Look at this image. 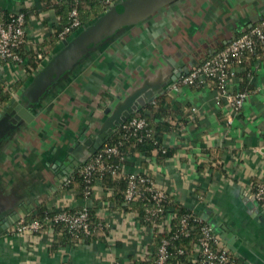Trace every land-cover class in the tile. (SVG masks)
<instances>
[{"label": "crops", "instance_id": "crops-1", "mask_svg": "<svg viewBox=\"0 0 264 264\" xmlns=\"http://www.w3.org/2000/svg\"><path fill=\"white\" fill-rule=\"evenodd\" d=\"M18 11L26 17L23 55L56 37L55 50L49 52L45 66L63 47L64 41L55 32L69 23V0H0L1 16ZM263 18L264 0H174L148 19L123 27L100 42L34 102L25 93L35 75L11 60L0 63L1 81L8 85L24 81L0 114L16 110L13 104L32 114L29 120L20 117L0 138V228L10 224L8 229L19 218H26L39 204L49 209L90 205L85 197L78 198L62 185L64 175L59 171L72 172L88 158L89 148H77L90 138H99L102 124L108 120L106 110L118 99L135 96L148 105L152 102L147 96H155V101L166 93L183 112L191 106L185 126L164 136V145L174 151L172 156L150 160L136 153L127 160L125 174H150L171 193L174 203L195 211L216 235L231 241L235 252L229 251L240 262L264 264V208L251 197L253 183L264 180V53L254 64L251 90L237 112L228 99L217 100L213 88L184 87L176 94L167 92L176 73L183 75L185 70L202 65ZM96 186L100 195L91 207L106 217L112 229L106 228L93 242L55 253L49 252L54 237L51 232L44 230L29 238L2 230L0 264L131 260L136 248L125 242L124 233L129 227L136 231L142 224L141 214L124 202L128 209L118 211L125 216L122 222L117 221L110 203L115 191L99 182ZM154 255L150 253L146 263Z\"/></svg>", "mask_w": 264, "mask_h": 264}, {"label": "built area", "instance_id": "built-area-1", "mask_svg": "<svg viewBox=\"0 0 264 264\" xmlns=\"http://www.w3.org/2000/svg\"><path fill=\"white\" fill-rule=\"evenodd\" d=\"M86 0H70L71 9L69 12V23L60 32L59 37L65 41L75 32L82 28L80 20L79 6ZM125 0H101L104 7L109 9ZM26 17L21 11L13 14V19L7 24L0 22V58L9 59L18 66L24 65L23 58L18 54L17 50L23 49L26 44L25 32ZM259 44H264V20L259 27L252 28L249 31L244 30L242 34L231 40L222 51L213 54L212 58L204 62L202 65L194 67L187 75L181 77L176 82L169 85L168 93L176 94L184 87H192L201 85L206 88H213L216 91V98L228 99L230 108L237 112L245 104L248 94L247 92H237L234 90L235 76L239 70V64L242 62V56L245 51L253 52ZM36 68L33 72H38L44 67L48 56L44 57L37 48H34L32 54L27 56ZM235 61L233 64L231 62ZM212 81H216V86L212 85ZM219 103V102H218ZM148 124L144 119L133 118L124 124V130L130 136L142 140L143 133H148ZM166 148V146H165ZM119 157L120 160L127 161L130 156L121 153L116 146L103 145L95 154L88 156L83 166L80 168V174L86 182L85 198L90 201V205H84L79 209H68L54 213L47 218L46 223L54 222L62 224L67 229L69 235L74 239L80 237H95L104 233L106 228L112 229L113 226L106 224L102 214L95 212L98 221L91 219V203L99 197L100 192L94 184V175L110 174L111 177L119 178L125 175V164L112 166L107 164L104 157ZM120 161V162H121ZM129 177L128 186L124 194L125 204L142 203L144 212L140 215L142 224L137 225L136 231L129 227L125 235V242L136 248L135 256L139 261L148 260L150 252L148 245L155 230L160 232L168 230L172 221L179 218L178 230L170 237L163 238L155 255L152 264H171L170 247L174 241L179 238H189L195 229V225L200 227L199 236L196 239L194 247L190 255V264H244L231 254L228 248L221 242L216 235L213 227L202 219L195 211L190 210L180 217H177L175 211L167 209V205L171 200V193L165 188L157 184L153 176L146 172H138L127 175ZM69 179L64 177L62 185L67 186ZM251 197L253 200L264 208V180L259 181L251 187ZM124 213L117 212L115 219L122 222ZM44 223L39 220L28 221L24 217L7 229V234L16 237L29 238L39 236L44 228ZM131 229V230H130ZM170 230V229H169ZM52 234V233H51ZM182 249L178 250V255H183ZM135 259V260H136ZM114 264H131L129 261L118 259Z\"/></svg>", "mask_w": 264, "mask_h": 264}, {"label": "trees", "instance_id": "trees-1", "mask_svg": "<svg viewBox=\"0 0 264 264\" xmlns=\"http://www.w3.org/2000/svg\"><path fill=\"white\" fill-rule=\"evenodd\" d=\"M69 6L71 9L70 0H69ZM103 7L104 5L101 2V0H86L83 4L79 6L81 23L85 25L87 22H89V20L92 21L93 19L99 18L103 14V12L107 10V8H103ZM12 19H13V14L11 13L4 12L2 16L0 14L1 23L7 24ZM263 20L264 18L261 21H259L257 24L253 25L251 28H247L246 31H249L255 27H259ZM84 28L85 27L75 32V34L82 31ZM56 29L57 30L55 33L57 35L63 31V30L59 31L60 29H62L61 25L58 26ZM241 34L242 32L238 36H240ZM55 39L56 37L54 36L53 38L54 41L44 43L40 45V47H38L39 52L44 57L48 56L51 50L53 49L55 50L56 47ZM226 46L224 48H226ZM223 49H221L220 51H222ZM17 52L23 58L24 60L23 66L28 74H32V75L34 74L36 76L43 69L42 68L38 72H33L34 69L36 68V65H34V63L31 60H28L27 57L31 55L32 52L25 55H23L22 49L17 50ZM263 53H264V44H259L256 50H254L253 52L245 51L243 53L242 62L239 64V67L242 68V70L238 72L235 76V83L237 84L236 85L237 92H247V93L250 92L252 86L249 84L250 83L249 79H251V77L255 73L253 68L256 60L261 58ZM212 55L207 60L211 59ZM7 61H9V59L4 60L0 58V63L5 64V62ZM234 62L235 61L231 63L233 64ZM23 82L24 81H20L14 83L13 85H8L6 81L0 80V111L9 104L11 100V95L14 93L15 90L19 89V87L23 84ZM212 85L216 86V81L215 82L212 81ZM192 87L203 88L201 85L198 86L194 85ZM186 108L188 110L183 112L182 107L180 106L179 103L173 102L172 98L168 94L166 93L162 94L159 97H157V99L154 102L144 106L143 108H140L138 111H135L133 114H131L130 118L126 122L116 126L114 130L109 135H107V137L104 140V144L105 145L108 144L110 146H116L120 149L121 153L130 157L138 153L142 156V158H149L150 160L154 158L156 159L169 158L172 156L174 151L170 150V148L168 147L165 148L164 136L168 133H172L175 131L178 132L180 131V129L183 128V126H185L187 122V117H190L191 114V106L188 105ZM133 118L144 119L148 124L147 129L149 130V132L148 133L144 132L143 133L144 137L140 141L137 140L136 137L130 136L129 133H127L123 128L124 124L128 123V121ZM104 160L106 161L107 164H110L112 166H117L118 164L126 165L128 163L127 161L122 162L119 157L108 158L106 156L104 157ZM83 164L84 163L73 167L74 170L72 172H63L61 170L59 171V174L64 175L63 177H67L69 179L67 188L69 190H73L78 198H83L85 196V191H86V182L83 176H81L80 174V168L83 166ZM140 164L142 166L145 165V161H141ZM94 176H95L94 177L95 185L99 182L101 185H103V187L110 188L115 191L116 197L114 198V200H112V202H110L111 209L112 210L115 209L114 212H118L120 211V209L123 208L128 209V206L130 207V204H128V206H124V194L129 182V177L127 176V174H125L124 176H120L119 178L111 177L110 174H106V175L95 174ZM255 184H257V182L254 183V185ZM131 205L134 206L135 209L138 210L141 215L143 214L144 205L142 203L136 202ZM68 209H69L68 207H64V206H60V207L55 206L54 208L49 209V207H47L45 204H39L35 208V210L29 213L25 218L28 221H33V220L41 221L45 225L44 226L45 232H51L54 235V237L52 238L51 246L49 247L50 253H55L59 251L60 248H64L67 246H71V247L77 246L82 243H90L98 239L95 237H89V238L80 237L79 239L77 238L74 239L69 235L67 229L62 224L59 225V224H55L54 222L46 223L47 218L53 215L54 213ZM167 209L175 211L177 213V217H180L190 212V210H187L174 202H170L167 205ZM90 212H91L92 221L93 222L98 221L96 214H94L95 211L91 209ZM194 225H195V229L189 238L181 237L178 240L174 241L173 244L171 245L170 247L171 264H190L189 261L190 255L194 247V244L196 242V239L200 234L199 233L200 227L197 226L196 224ZM178 226H179V218H176L174 221H172L171 226L169 228L170 230L166 229L162 232H160L159 230H155L147 248L148 252H150L151 254L153 252L156 255L161 240L163 238L170 237L174 232L178 230ZM180 249L184 251L183 255H178V250ZM155 255L153 256V258L150 257L152 259L148 263H146V261L145 262L139 261L138 259H136L135 255L131 257L130 262L131 264H152L155 259Z\"/></svg>", "mask_w": 264, "mask_h": 264}, {"label": "water", "instance_id": "water-1", "mask_svg": "<svg viewBox=\"0 0 264 264\" xmlns=\"http://www.w3.org/2000/svg\"><path fill=\"white\" fill-rule=\"evenodd\" d=\"M172 1L174 0H125L110 7L104 14L93 21L92 24L63 42V47L34 77L25 96H27L31 102L38 100L37 97L42 96L54 82L65 74V72L75 69L90 51L95 50L98 47V43L110 38L123 27L148 19L151 15ZM188 73V70H185L183 75L181 73H176L175 76L172 77L173 83ZM147 99L149 103L153 102L155 96H147ZM145 105L146 100L140 97L131 96L129 99H118L114 106L106 110V114L109 116L106 123L102 124V134L99 138L88 139L77 148V151H81L83 148H89V155L95 154L101 149L104 145L105 138L116 126L126 122L131 114ZM13 106L16 110L0 114V138L5 135V131H7L8 128H11L12 124H16L17 121H20V117H23L25 120H29V118L32 117V114H30L27 109H21V106L18 104H13ZM17 111L19 115L16 114ZM85 161L83 163H85ZM14 217L16 219L19 217L16 212ZM7 226L2 225L0 232L6 230ZM218 237L226 243L230 251L235 252V248L231 245V241L224 239L221 235ZM242 263L251 264L248 261Z\"/></svg>", "mask_w": 264, "mask_h": 264}]
</instances>
